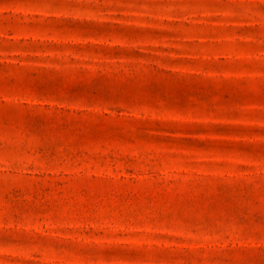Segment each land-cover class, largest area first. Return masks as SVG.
Returning a JSON list of instances; mask_svg holds the SVG:
<instances>
[{
	"label": "rangeland",
	"instance_id": "obj_1",
	"mask_svg": "<svg viewBox=\"0 0 264 264\" xmlns=\"http://www.w3.org/2000/svg\"><path fill=\"white\" fill-rule=\"evenodd\" d=\"M0 264H264V0H0Z\"/></svg>",
	"mask_w": 264,
	"mask_h": 264
}]
</instances>
